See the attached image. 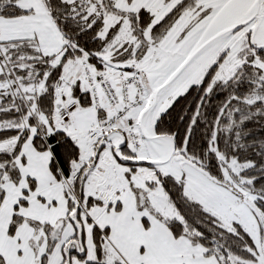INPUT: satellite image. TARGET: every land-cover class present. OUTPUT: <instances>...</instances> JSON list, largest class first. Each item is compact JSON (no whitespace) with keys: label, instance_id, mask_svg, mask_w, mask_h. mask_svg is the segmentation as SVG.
<instances>
[{"label":"snow or ice","instance_id":"obj_1","mask_svg":"<svg viewBox=\"0 0 264 264\" xmlns=\"http://www.w3.org/2000/svg\"><path fill=\"white\" fill-rule=\"evenodd\" d=\"M0 264H264V0H0Z\"/></svg>","mask_w":264,"mask_h":264}]
</instances>
